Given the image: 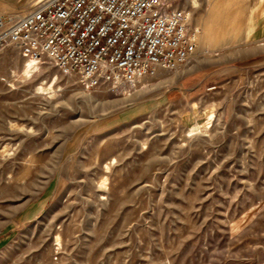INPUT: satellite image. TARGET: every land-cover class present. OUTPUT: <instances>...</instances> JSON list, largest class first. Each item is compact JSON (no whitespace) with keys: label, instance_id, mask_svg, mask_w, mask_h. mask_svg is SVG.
I'll return each mask as SVG.
<instances>
[{"label":"rangeland","instance_id":"1","mask_svg":"<svg viewBox=\"0 0 264 264\" xmlns=\"http://www.w3.org/2000/svg\"><path fill=\"white\" fill-rule=\"evenodd\" d=\"M170 1L195 60L116 92L0 45V264H264V0Z\"/></svg>","mask_w":264,"mask_h":264},{"label":"built area","instance_id":"2","mask_svg":"<svg viewBox=\"0 0 264 264\" xmlns=\"http://www.w3.org/2000/svg\"><path fill=\"white\" fill-rule=\"evenodd\" d=\"M199 29L170 0H44L0 15V45L55 66L86 91L116 92L193 58Z\"/></svg>","mask_w":264,"mask_h":264},{"label":"crops","instance_id":"3","mask_svg":"<svg viewBox=\"0 0 264 264\" xmlns=\"http://www.w3.org/2000/svg\"><path fill=\"white\" fill-rule=\"evenodd\" d=\"M7 1V0H0V15H11V13H13L15 10L12 7H5L3 2ZM241 27L240 30L242 31V36H241V40L246 41L249 36H250V26H249V21L248 18L245 21H243V19L241 20ZM227 27L226 25H223V32L227 31ZM196 56H194L192 58V60H195ZM191 78V76H188L187 79L189 80ZM184 84V82H183ZM182 84V85H183ZM196 84V83H195ZM194 84V85H195ZM195 87V86H194ZM191 88V87H190ZM192 89V88H191Z\"/></svg>","mask_w":264,"mask_h":264}]
</instances>
